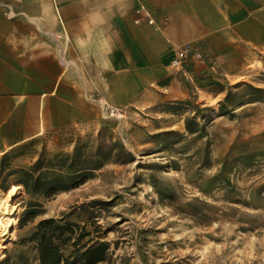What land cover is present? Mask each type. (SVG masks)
Listing matches in <instances>:
<instances>
[{"label":"rangeland","instance_id":"374dc122","mask_svg":"<svg viewBox=\"0 0 264 264\" xmlns=\"http://www.w3.org/2000/svg\"><path fill=\"white\" fill-rule=\"evenodd\" d=\"M253 57L234 75L170 67L141 100L96 98L84 120L0 157V198L19 188L0 264H39L45 220L73 229L65 256L106 244L98 264H264V52Z\"/></svg>","mask_w":264,"mask_h":264},{"label":"crops","instance_id":"0c3cea01","mask_svg":"<svg viewBox=\"0 0 264 264\" xmlns=\"http://www.w3.org/2000/svg\"><path fill=\"white\" fill-rule=\"evenodd\" d=\"M184 46L234 75L264 52V0H0V157L84 120L96 98L141 100Z\"/></svg>","mask_w":264,"mask_h":264},{"label":"trees","instance_id":"16d2710c","mask_svg":"<svg viewBox=\"0 0 264 264\" xmlns=\"http://www.w3.org/2000/svg\"><path fill=\"white\" fill-rule=\"evenodd\" d=\"M66 190L65 187H57L47 190L45 193L52 194ZM67 235L63 242L70 241L74 235L73 229L69 226H57L53 220H45L40 223L37 234V251L39 264H98L105 260L107 251L106 244H97L90 247L74 248L82 236H78L76 242L72 244L74 250L68 256L63 254L57 242Z\"/></svg>","mask_w":264,"mask_h":264},{"label":"built area","instance_id":"2783aa9c","mask_svg":"<svg viewBox=\"0 0 264 264\" xmlns=\"http://www.w3.org/2000/svg\"><path fill=\"white\" fill-rule=\"evenodd\" d=\"M137 14L142 13L143 17L146 19L148 25H154V20L150 16L149 12L145 8L141 7ZM205 54L198 47L184 46L177 50L174 58L170 62V67L174 70H183L186 66L192 65L194 63H206Z\"/></svg>","mask_w":264,"mask_h":264},{"label":"bare ground","instance_id":"6f19581e","mask_svg":"<svg viewBox=\"0 0 264 264\" xmlns=\"http://www.w3.org/2000/svg\"><path fill=\"white\" fill-rule=\"evenodd\" d=\"M100 103H102L103 106L106 105L105 102H100ZM18 189H19L18 187H12L10 189L9 193L6 196L4 195L5 197L0 198V228H5L4 224L2 222V218H3L2 215H4V214L8 215L12 211V205L10 204V201L12 200V197L16 195ZM13 209H14V207H13ZM7 221H9V222L12 221L9 216H8ZM5 230H6V228H5ZM5 230L0 232V238L4 237L6 235Z\"/></svg>","mask_w":264,"mask_h":264}]
</instances>
